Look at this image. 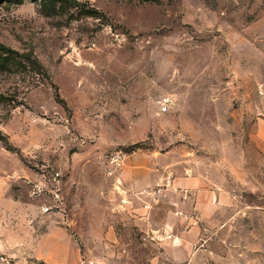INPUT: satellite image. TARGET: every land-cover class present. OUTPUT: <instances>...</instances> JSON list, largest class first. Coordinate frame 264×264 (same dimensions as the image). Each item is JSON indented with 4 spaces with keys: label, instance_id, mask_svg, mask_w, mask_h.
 <instances>
[{
    "label": "rangeland",
    "instance_id": "1",
    "mask_svg": "<svg viewBox=\"0 0 264 264\" xmlns=\"http://www.w3.org/2000/svg\"><path fill=\"white\" fill-rule=\"evenodd\" d=\"M117 150L193 163L216 215L125 205ZM62 231L80 264H264V0H0V264Z\"/></svg>",
    "mask_w": 264,
    "mask_h": 264
},
{
    "label": "crops",
    "instance_id": "2",
    "mask_svg": "<svg viewBox=\"0 0 264 264\" xmlns=\"http://www.w3.org/2000/svg\"><path fill=\"white\" fill-rule=\"evenodd\" d=\"M189 160L191 159L187 161ZM178 163L171 162L160 167L154 164V159L148 153L137 151L127 153L124 164L118 171L119 186L125 198V205L129 206V203L134 204L136 195H140V193H146L144 196L145 201L152 203V198L156 197V192L173 189L182 195L179 202L177 201L175 203L190 202L196 209L194 211L173 210L175 214H183L190 218V224L195 221L194 218L198 215L202 217L215 216L216 213L207 211V208L204 206L213 208L217 206V203L222 201L223 194L218 189L219 186H212L209 182L208 174L203 170L197 169L193 163H184L183 166ZM206 227L208 228L209 226ZM62 232L66 235L68 250L55 263L80 264L82 257L78 252L75 240H73L67 231ZM114 234L115 231L110 228V237L113 238ZM183 240L181 242L182 244L179 243L173 246L175 250L185 251L188 248L191 249V241ZM54 243L59 246V242L56 240ZM45 257L48 259L46 264H53L50 262L47 254ZM190 261H192V257ZM91 262L95 264L94 259Z\"/></svg>",
    "mask_w": 264,
    "mask_h": 264
},
{
    "label": "built area",
    "instance_id": "3",
    "mask_svg": "<svg viewBox=\"0 0 264 264\" xmlns=\"http://www.w3.org/2000/svg\"><path fill=\"white\" fill-rule=\"evenodd\" d=\"M169 101H170V97L168 96H164L163 99L161 100V111L165 112L166 110L169 109ZM126 156H127V153L125 151H122V150H117L115 151L110 159H111V162H112V167L114 166L115 168H121L122 165L124 164V161L126 159ZM154 199V198H152ZM151 202H146V205H150ZM1 263L2 264H11L10 260L5 257V256H1Z\"/></svg>",
    "mask_w": 264,
    "mask_h": 264
}]
</instances>
